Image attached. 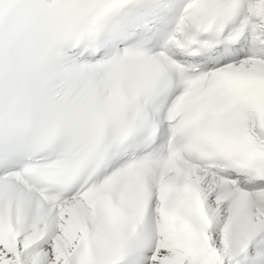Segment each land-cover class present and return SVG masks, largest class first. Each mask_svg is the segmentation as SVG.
I'll return each mask as SVG.
<instances>
[{
	"label": "snow or ice",
	"instance_id": "6c2138e0",
	"mask_svg": "<svg viewBox=\"0 0 264 264\" xmlns=\"http://www.w3.org/2000/svg\"><path fill=\"white\" fill-rule=\"evenodd\" d=\"M0 264H264V0H0Z\"/></svg>",
	"mask_w": 264,
	"mask_h": 264
}]
</instances>
